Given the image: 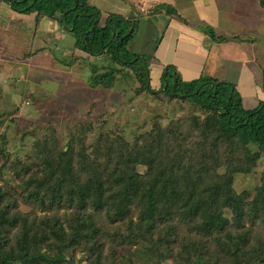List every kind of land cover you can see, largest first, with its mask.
<instances>
[{"label": "trees", "instance_id": "16d2710c", "mask_svg": "<svg viewBox=\"0 0 264 264\" xmlns=\"http://www.w3.org/2000/svg\"><path fill=\"white\" fill-rule=\"evenodd\" d=\"M257 1L264 9V0ZM0 4L34 16L36 24L54 21L73 39L74 53L106 52L112 66L98 73L91 65V86L108 90L130 76L137 95L192 108L165 125L154 117L131 140L104 120L93 138L91 125L77 124L64 142L53 123L18 129L20 138V132L30 137L26 157L23 145L16 154L0 148V178L8 168L18 180V189L0 185V264H264V170L253 193L233 188L234 175L252 173L264 157V101L244 108L234 83L201 73L204 59L180 71L172 63L151 70L167 27L157 26L151 11L144 19L134 8L128 17H101L90 0ZM156 11L166 24L179 17L172 5ZM203 33L213 42L249 40ZM193 70L195 78L183 76ZM261 78L264 89V69ZM9 108L0 103V123L18 120V106ZM1 142L9 144L5 136ZM39 167L44 179L31 173Z\"/></svg>", "mask_w": 264, "mask_h": 264}, {"label": "rangeland", "instance_id": "374dc122", "mask_svg": "<svg viewBox=\"0 0 264 264\" xmlns=\"http://www.w3.org/2000/svg\"><path fill=\"white\" fill-rule=\"evenodd\" d=\"M117 1L119 0H91L100 10L101 17L105 16L104 14L107 12L121 14L119 6L122 3ZM127 1L129 6L134 5L135 12L140 11V8L136 6L139 0ZM256 1L239 0L237 8H235L236 12L232 13L231 10L226 15L214 18L210 11L209 1L202 0L194 6L192 5L193 0H179L185 8L178 13H181L184 20L187 19V16L191 20L188 23L190 29L186 31L191 36L190 40L196 43L199 42L197 31L213 32L216 36L224 34L229 36L230 33L233 36L242 37L244 34L250 39L254 38L257 46L255 51L260 55L257 59H260V64L264 69V58L261 56L264 53V43L261 44V38L264 39V35L261 36V31L264 32V11ZM151 4V0H146L144 7H149ZM144 7L141 8L148 14ZM146 13H143V18H152V16L148 18ZM195 14L201 15L202 17L199 18H205V21L199 20L198 24L194 22V19H198L194 17ZM157 26L159 25L157 24ZM201 26L203 29L200 28ZM184 33L182 29L179 28L177 31L175 28L170 31L167 40L161 41L155 55L156 61L150 65L151 70L161 71L160 69L167 68L171 63L174 64V61L167 63L168 60L181 57L186 52L178 47L175 48V38L177 36L184 37ZM170 34L174 37H171ZM194 35L196 36L193 37ZM165 37H168L166 32ZM207 37L212 42L209 33ZM172 38L175 40L172 41ZM144 39L145 36H143V41ZM206 39L202 40L200 37V45L204 43L208 49L209 41ZM236 42L243 45L244 52L253 51L249 48V44L252 43L249 40ZM186 45L185 47H187ZM177 49H179L178 54H176ZM35 52L37 53L30 57H24L26 54ZM73 53V39L57 23L43 18L36 24L34 16L13 12L8 5L0 4V103L6 108L10 107V111L12 110L11 105L18 106V110L13 115L18 119L15 124L10 121L0 123V148L2 150L16 154L18 148L23 145L27 151L23 153L24 151L19 150V153L21 159L26 157L30 137L26 135L23 140V133L20 132V138L18 129L31 132L37 128L35 130L40 131L44 125L53 123L60 140L64 142L67 138L68 128H74L77 124L91 125L93 129L90 131L92 134L90 136L93 138L98 132L97 126L104 120L107 129L131 140L150 128L154 117L159 116L161 123L165 125L173 118L188 116L192 111L191 105L185 102L170 101L164 96H160L163 100H158V98L154 99L145 94L137 95L132 91L133 84L130 76L127 80L119 78L108 90L101 86L93 87L88 83V77L92 74L91 65L100 69L98 73L108 69L109 66H112L109 55L105 52L102 56L92 57L78 51L74 53L75 55ZM61 59L71 62V66L59 62ZM178 70L180 71V68ZM200 71L206 75L207 65ZM232 71L233 73L229 72L226 77L234 81L237 76L234 68ZM183 72V76H186L187 79L199 75L197 70L189 73ZM215 75L218 76V74ZM219 80L229 81L227 78ZM256 81L262 83V78H257ZM201 115L203 116V114ZM4 136L9 142L8 146L1 142ZM88 142L90 145L91 140ZM2 162L3 160L0 159V165ZM6 169L3 178H0V185H4L5 181H8L12 187L18 189L16 173ZM263 170L264 157H261L252 173L235 174L233 188L236 193L251 191L253 193L255 188L261 185ZM31 173L35 177L45 178L42 167L33 168ZM86 258L84 257L82 260L84 261ZM127 263L131 264V260H127Z\"/></svg>", "mask_w": 264, "mask_h": 264}, {"label": "crops", "instance_id": "0c3cea01", "mask_svg": "<svg viewBox=\"0 0 264 264\" xmlns=\"http://www.w3.org/2000/svg\"><path fill=\"white\" fill-rule=\"evenodd\" d=\"M145 1L146 0H139L136 3V6L139 7L140 11L144 14L146 12L141 7L145 6L144 5ZM200 1L202 0H193L192 5L196 6L198 5V2ZM207 1H209L210 11L213 14L214 18L220 17L221 15H226L230 13L231 10H232V13L234 11L236 12L235 8H237V3L239 2V0H207ZM117 2L122 3L119 6V9L121 10V15L128 17L130 16V14L133 13L132 6L134 8V5L129 6L127 0H124V1L119 0ZM151 3L152 4L149 5V7H144L146 11L148 12L151 11L152 13L151 19L154 22H156V24H158L159 26H167L165 32L167 33L168 37H163L162 39L163 42L169 38L170 31L175 28L177 31L180 28L185 32L184 37L177 36L175 38L176 39L175 48L178 47L180 49L186 50V52H184L181 55V57H174L173 59L168 60L167 63H171L172 61H174V64L173 63L172 64L176 65L178 68H183V66L185 65L187 67L188 66L195 67V65L199 63L196 61H202V59H204L205 60L204 67L207 65V69H208V71L205 72V74L210 75V76L213 75L212 77L217 78V79L227 78L229 81H231V79L226 77V74H228L229 72L233 73L232 68H234L235 75L237 76V78L236 80L231 81V82L236 85V88L241 95L244 108L253 109L257 106L258 101H264V89L262 88L261 83H258V81H256L257 78L261 79L263 66H261L260 64V59H257L258 56L260 55H258L257 51H255L257 46L255 45L254 38H251V39L249 38V42H252L251 44H249V48L253 49V51L252 52L249 51L248 53L246 51L244 52L243 47H242L243 45L239 44V42H236V41H230L228 43H222L219 41L211 42L209 41L207 34L203 33L202 31L196 32L199 42L198 43L193 42L190 40L191 38L190 34L187 33L188 31H186L190 29V26H188L190 24L188 23H190L191 20L188 19L187 14H185V16H187L188 20L187 19L184 20L183 17H181V13H178L182 11L181 9L185 8V6H183V4L179 2V0H151ZM161 4L172 5L176 9L177 13L179 14V17L178 18L170 17L168 20V23L166 24L165 15L164 14L162 15L160 11H156V8L158 7V5H161ZM261 9L264 11L263 8ZM107 13H105L104 15H106ZM194 17L198 18V19H194V22H197V24L199 20L202 22L205 21V18L203 19L199 18V17H202L201 15L195 14ZM222 30H225V29H222ZM242 34L243 33L241 32V35ZM263 35H264V32L261 31V36ZM170 36L174 37L171 34ZM195 36L196 35H194L193 37ZM217 36H228V35L224 34V35H217ZM229 36L233 37V35H231L230 33H229ZM200 37L202 40H204V38L205 39L207 38L206 40L209 41L208 49L205 48L206 44L203 43V45H200L201 44ZM173 39L174 38H172V41ZM261 42H262L261 44L264 43L263 38H261ZM185 43L188 44L190 47L187 46ZM185 45L188 48L185 47ZM178 50L179 49H177L176 54H178ZM261 56L264 58V53ZM256 66H257V69H255ZM227 69L229 70L227 71ZM220 70L221 72H219ZM215 74H218V76H216Z\"/></svg>", "mask_w": 264, "mask_h": 264}]
</instances>
